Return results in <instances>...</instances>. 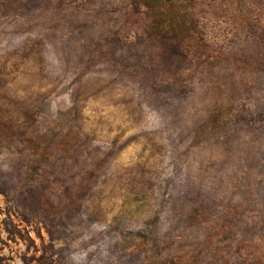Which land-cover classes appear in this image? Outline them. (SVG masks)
<instances>
[{"label":"rangeland","instance_id":"374dc122","mask_svg":"<svg viewBox=\"0 0 264 264\" xmlns=\"http://www.w3.org/2000/svg\"><path fill=\"white\" fill-rule=\"evenodd\" d=\"M138 1L0 0V264H264V0Z\"/></svg>","mask_w":264,"mask_h":264},{"label":"trees","instance_id":"16d2710c","mask_svg":"<svg viewBox=\"0 0 264 264\" xmlns=\"http://www.w3.org/2000/svg\"><path fill=\"white\" fill-rule=\"evenodd\" d=\"M156 1H157V0H156ZM156 1H154L155 4H157ZM164 1H167V0H164ZM160 2H161V1H160ZM144 3L147 4V5H149V6L154 5V3H152L151 0H140V1H138L136 4L138 5V4H144Z\"/></svg>","mask_w":264,"mask_h":264}]
</instances>
